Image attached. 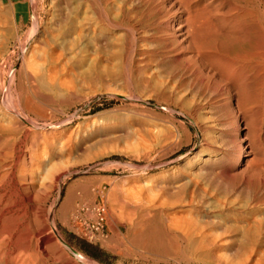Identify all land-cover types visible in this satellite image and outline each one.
<instances>
[{
    "label": "rangeland",
    "instance_id": "1",
    "mask_svg": "<svg viewBox=\"0 0 264 264\" xmlns=\"http://www.w3.org/2000/svg\"><path fill=\"white\" fill-rule=\"evenodd\" d=\"M30 2L37 6L32 9ZM49 3L50 0H0V137H3L0 147L7 139L0 153L7 154V150L12 154L5 157L16 159L30 150L36 158L30 162L31 168L49 169L48 175H53L52 180L46 181L52 186L46 192L43 208L39 209L41 225L34 232L41 237L40 248L48 245L58 254L59 259L54 255L56 259L51 262L264 264V224L261 232L253 227L243 228L241 224L230 232L232 235L216 231L218 239L214 231L204 238L170 234L146 239L141 231L135 230L144 212L170 207L174 179L184 172L204 134L210 133L208 130L203 133L196 120L184 115L191 99L181 91L165 90L153 64L137 65L125 57H119L120 60L117 55L85 51L80 41L78 52L76 49L71 52L64 34L66 25L61 24L64 28L61 32L54 29ZM79 9L82 17L92 15L91 11ZM33 15L40 20V26H35ZM81 49L84 52L80 53ZM201 116L203 119L204 115ZM95 187L104 189L107 236L90 241L84 234L81 219L86 215L80 208L92 207L98 201L93 193ZM47 208H52L51 212ZM210 236L218 241L212 243L214 246L209 242L213 240ZM230 236L235 240L233 243L226 239ZM245 236L249 241L253 237L254 243L259 240L260 244L255 246L252 240L245 239L246 242ZM199 241L209 247L203 250ZM224 241L231 243L226 246ZM248 245L254 246L255 253L248 251ZM246 254L251 256L245 257ZM248 257L253 259L249 261Z\"/></svg>",
    "mask_w": 264,
    "mask_h": 264
},
{
    "label": "bare ground",
    "instance_id": "2",
    "mask_svg": "<svg viewBox=\"0 0 264 264\" xmlns=\"http://www.w3.org/2000/svg\"><path fill=\"white\" fill-rule=\"evenodd\" d=\"M30 3L32 9L37 6ZM49 4L54 29L61 32L64 29L61 24L66 25L64 34L69 40L66 45L71 52H76L80 41L85 51L92 49L125 57L137 65L153 64L165 90L181 91L191 99L184 115L196 120L203 133L207 130L210 133L204 134L198 150L189 158L184 172L174 179L173 186L167 184L172 188L170 198H174L170 207L153 211L148 208L137 219L139 230H135L141 231L146 239L170 234L204 238L211 231L216 235L218 231L231 234L238 224L261 232L264 224V0H50ZM80 7L92 15L82 17ZM33 19L35 26H40V20L34 15ZM117 30L121 32L116 34ZM200 114L205 120L199 118ZM7 154L0 153V264H55L51 260L59 259L58 254L48 245L40 248L41 237L34 233L41 225L39 209L52 186L46 181L52 180L53 175H48L49 169L31 168L30 162L35 157L30 150L16 159H7ZM113 201H117L114 196ZM247 236L244 240L249 241ZM217 239L209 242L215 243ZM251 240L254 243L253 237ZM200 246L203 250L209 247L201 242ZM250 247L247 249L253 254L254 246ZM247 254L245 257L250 255Z\"/></svg>",
    "mask_w": 264,
    "mask_h": 264
},
{
    "label": "built area",
    "instance_id": "3",
    "mask_svg": "<svg viewBox=\"0 0 264 264\" xmlns=\"http://www.w3.org/2000/svg\"><path fill=\"white\" fill-rule=\"evenodd\" d=\"M96 196V203L92 207L82 205L80 210L86 215L82 220L85 229V236L90 240L105 239L106 233V214L107 208L104 201V189L102 187L93 188ZM89 215V217H87Z\"/></svg>",
    "mask_w": 264,
    "mask_h": 264
}]
</instances>
